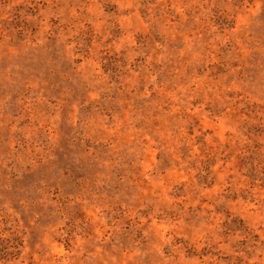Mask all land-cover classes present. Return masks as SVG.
Returning <instances> with one entry per match:
<instances>
[{
  "label": "rangeland",
  "instance_id": "obj_1",
  "mask_svg": "<svg viewBox=\"0 0 264 264\" xmlns=\"http://www.w3.org/2000/svg\"><path fill=\"white\" fill-rule=\"evenodd\" d=\"M0 264H264V0H0Z\"/></svg>",
  "mask_w": 264,
  "mask_h": 264
}]
</instances>
